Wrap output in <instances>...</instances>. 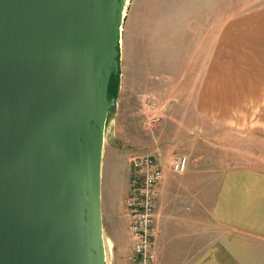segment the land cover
I'll use <instances>...</instances> for the list:
<instances>
[{
  "label": "water",
  "instance_id": "95a60500",
  "mask_svg": "<svg viewBox=\"0 0 264 264\" xmlns=\"http://www.w3.org/2000/svg\"><path fill=\"white\" fill-rule=\"evenodd\" d=\"M126 0H0V264H104L100 168Z\"/></svg>",
  "mask_w": 264,
  "mask_h": 264
},
{
  "label": "rangeland",
  "instance_id": "374dc122",
  "mask_svg": "<svg viewBox=\"0 0 264 264\" xmlns=\"http://www.w3.org/2000/svg\"><path fill=\"white\" fill-rule=\"evenodd\" d=\"M262 4L264 0L124 2L126 8L120 28L118 73L114 75L117 81H112L110 85V106L104 115L102 134L100 195L104 215V264H130L133 241L127 230L129 215L124 201L129 193V159L132 156L154 154L166 163L176 154H186L189 159L187 170L182 174L173 173L165 167L164 177L158 185L153 220L156 264H178L184 258L194 259L210 245H220L227 234L226 229L210 212L217 194L219 174L232 164H257L256 153L261 145L258 141L260 136L245 131L243 124L237 126L233 119L224 123L215 117L201 116L189 107L184 87L194 82L189 73L198 70L195 66H200L199 60H203L201 50L204 47H197L198 50L192 53L195 55L191 63H186L183 49L187 51L188 47L146 44L147 38L149 42L151 38L156 41L157 37L161 34L164 37L165 34L162 29L156 30L158 26H165L152 19L156 14L151 10L165 8L169 13L184 10L188 14L192 7L211 8L216 5L239 10ZM185 67L188 69L183 73ZM263 112L260 109L255 111L254 116L244 113L237 117L243 123L250 122L258 114L260 118L264 117ZM197 173L200 177L195 179ZM167 177L171 181L166 184ZM121 187L126 191L120 203L121 222H117L112 230L107 214L117 204L118 201H113L115 190ZM197 202L202 205L197 206ZM194 208V220L185 228L186 238L181 239L185 243L178 245L168 234L177 229V216L191 214Z\"/></svg>",
  "mask_w": 264,
  "mask_h": 264
},
{
  "label": "crops",
  "instance_id": "0c3cea01",
  "mask_svg": "<svg viewBox=\"0 0 264 264\" xmlns=\"http://www.w3.org/2000/svg\"><path fill=\"white\" fill-rule=\"evenodd\" d=\"M151 11L156 14L152 19L165 26L156 30L162 29L165 34L156 41L147 38L146 44L188 47L187 51L183 49L186 63H191L197 47H204L203 60L195 66L198 70L188 72L195 80L184 87L189 107L201 116L243 124L245 131L260 136L261 144L257 164H232L219 174L210 212L226 229L220 245H210L194 259L184 258L178 264H264V117L258 114L244 123L237 117L244 113L254 116L255 111L264 110V4L239 10L216 5L192 7L188 14L184 10L169 13L165 8ZM198 177L197 173L195 179ZM170 181V177L165 180L166 184ZM115 191L113 201L118 202L107 214L112 230L121 222L120 203L126 192L122 187ZM195 210L178 215L177 229L168 234L178 245L185 243L181 239L187 236L185 228L194 220Z\"/></svg>",
  "mask_w": 264,
  "mask_h": 264
},
{
  "label": "built area",
  "instance_id": "2783aa9c",
  "mask_svg": "<svg viewBox=\"0 0 264 264\" xmlns=\"http://www.w3.org/2000/svg\"><path fill=\"white\" fill-rule=\"evenodd\" d=\"M186 154H176L167 163L154 154L134 155L129 159L131 178L125 203L129 215L127 230L132 239L130 264H156L153 251V220L156 214L158 185L165 167L182 174L187 170Z\"/></svg>",
  "mask_w": 264,
  "mask_h": 264
},
{
  "label": "bare ground",
  "instance_id": "6f19581e",
  "mask_svg": "<svg viewBox=\"0 0 264 264\" xmlns=\"http://www.w3.org/2000/svg\"><path fill=\"white\" fill-rule=\"evenodd\" d=\"M125 8H126V6L123 4V8H122V11L120 13L122 19L124 18V15H125Z\"/></svg>",
  "mask_w": 264,
  "mask_h": 264
},
{
  "label": "trees",
  "instance_id": "16d2710c",
  "mask_svg": "<svg viewBox=\"0 0 264 264\" xmlns=\"http://www.w3.org/2000/svg\"><path fill=\"white\" fill-rule=\"evenodd\" d=\"M112 81H113V82H116V81H117V78H116L115 76H112V78H111V83H112ZM111 83H110V85H111ZM109 89H110V86H109Z\"/></svg>",
  "mask_w": 264,
  "mask_h": 264
}]
</instances>
